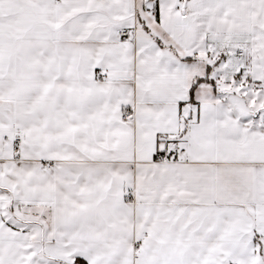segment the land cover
<instances>
[{
    "label": "snow or ice",
    "instance_id": "1",
    "mask_svg": "<svg viewBox=\"0 0 264 264\" xmlns=\"http://www.w3.org/2000/svg\"><path fill=\"white\" fill-rule=\"evenodd\" d=\"M0 264H264V0H0Z\"/></svg>",
    "mask_w": 264,
    "mask_h": 264
}]
</instances>
